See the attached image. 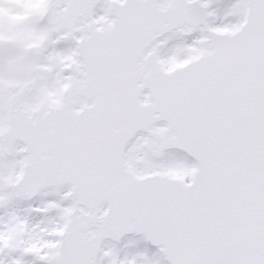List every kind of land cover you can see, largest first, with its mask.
Segmentation results:
<instances>
[{"label":"snow or ice","instance_id":"obj_1","mask_svg":"<svg viewBox=\"0 0 264 264\" xmlns=\"http://www.w3.org/2000/svg\"><path fill=\"white\" fill-rule=\"evenodd\" d=\"M0 264H264V0H0Z\"/></svg>","mask_w":264,"mask_h":264}]
</instances>
